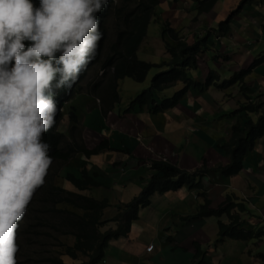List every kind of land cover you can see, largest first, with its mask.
Listing matches in <instances>:
<instances>
[{"label":"trees","instance_id":"obj_1","mask_svg":"<svg viewBox=\"0 0 264 264\" xmlns=\"http://www.w3.org/2000/svg\"><path fill=\"white\" fill-rule=\"evenodd\" d=\"M161 1L109 0L108 6L97 13L104 33L97 56L80 74L79 80L71 90H57L54 97L61 110L56 118L57 123L42 137L50 145L49 154L53 156V164L45 177L44 185L34 193L17 230V235L32 234L40 244H46L45 237H51L55 233L56 244L63 247V250L47 257L49 264H74L65 262L62 255L74 260L84 256L87 258V264L100 263L105 258L110 242L129 234L133 220L139 217L141 208L151 204V197L155 192L178 190L185 185L197 189L203 200L194 216L218 218V241L226 238L264 240V221L255 228L245 227L247 216L252 214L244 199L229 193L218 207H213L203 182V177L215 170L221 171L225 177L240 173L253 153L258 139L264 136V93L255 98L250 97V94L254 95L257 91L246 82V77L258 60L248 68L236 72L231 79L220 82V74L211 70L205 81H196L190 76L189 70L198 69V58L201 50L207 48L208 36L195 39L190 44L183 40L180 32L169 25V22L165 23L163 28V34H168L175 42L171 43L163 37L170 54L169 61L157 64L141 59L138 55L139 48L145 41L149 25L156 17ZM217 1L219 0H197L196 8L200 13L210 12ZM246 1L251 0H243ZM199 2L206 6H199ZM238 13H232L220 23L224 32H228L230 23ZM25 44L27 47V42ZM165 66L166 69L154 76L150 87L131 99L127 112L145 106L152 113L165 112L180 104L190 90L203 91L211 86L229 88L238 84L246 100L240 102L239 107L229 114L235 118L231 134L227 141L218 145L219 149L225 150L229 162L215 169H210L204 164L195 171H188L163 157L154 159L151 165L154 172L140 193L128 202L120 203L116 215L105 218V210L111 206L109 197L98 198L86 193L104 185L101 174L94 168H89L87 163L83 167L78 163L74 166V160H77L80 153L87 157L106 150L121 149L113 147L108 140H102L94 148H88L82 132H76L78 128L75 125L72 129L75 132H72L71 138L68 139V135L58 127L65 116L64 108L74 97L85 94L99 99L101 110L107 115L121 102V80L130 77L143 82L153 68ZM180 82L184 85L181 89L172 97L158 102L156 93L175 87ZM253 113L257 115L256 120L248 116ZM68 117L79 125L80 117L75 111L68 112ZM126 150L132 151L131 148ZM57 174L71 182L76 190L55 183L54 177ZM224 216L228 218V222L222 220ZM111 222H115L116 226L104 230L103 228ZM64 237L74 238L73 243L63 241Z\"/></svg>","mask_w":264,"mask_h":264},{"label":"crops","instance_id":"obj_2","mask_svg":"<svg viewBox=\"0 0 264 264\" xmlns=\"http://www.w3.org/2000/svg\"><path fill=\"white\" fill-rule=\"evenodd\" d=\"M163 13L170 15L168 10ZM262 24L259 42L264 45ZM160 36L148 43L147 34L139 48V57L152 62L150 55L158 51L168 60L162 38L169 35L163 34L162 30ZM254 55L250 60L258 62L246 82L257 92L264 93V53ZM210 69L205 70L200 65L197 70L201 78L198 80L204 81L206 74L215 70ZM222 80L221 77L220 82ZM224 89L211 86L203 91L190 90L180 104L165 112L152 113L144 107L123 114L122 108L116 107L104 116L100 106L95 108L86 127L89 135H84L83 139L86 146L94 148L102 140H110L117 148L132 149L131 154L106 150L86 157L80 153L74 160V166L89 163L90 168L101 174L104 185L95 190L105 188L96 196H107L111 201L105 215L113 217L120 203L128 202L140 193L154 172L150 162L161 156L188 171H195L204 164L215 169L229 162L225 150L219 149L218 145L227 141L231 134L235 118L229 114L239 107L240 98L233 96L229 97L232 100H223ZM156 99L161 102L162 93H156ZM203 182L213 207H218L227 194L234 193L245 200L252 214L247 216L245 227L248 221V227L261 224L264 221V136L258 139L240 173L225 177L215 170L204 176ZM151 200L149 206L140 209L129 234L110 242L105 258L98 264H264V252L256 249L261 243L255 246V240L230 238L218 241V218L194 216L203 201L197 189L185 185L178 190L155 192ZM222 220L228 222L225 216ZM150 244L155 245L151 251L147 249Z\"/></svg>","mask_w":264,"mask_h":264},{"label":"clouds","instance_id":"obj_3","mask_svg":"<svg viewBox=\"0 0 264 264\" xmlns=\"http://www.w3.org/2000/svg\"><path fill=\"white\" fill-rule=\"evenodd\" d=\"M108 4L0 0V264H17V230L53 164L42 137L61 110L54 97L71 90L97 56L104 37L97 13Z\"/></svg>","mask_w":264,"mask_h":264},{"label":"rangeland","instance_id":"obj_4","mask_svg":"<svg viewBox=\"0 0 264 264\" xmlns=\"http://www.w3.org/2000/svg\"><path fill=\"white\" fill-rule=\"evenodd\" d=\"M167 1L168 2H166V0H162V3L157 8L155 19L149 25V40H146L148 43L149 41L153 40V38H161L160 34L163 30L161 27L162 25L164 26L166 21H169L168 24L176 28L183 37V40L190 44H192L195 39H202L204 36H208L209 43L207 44V48H203V50H201L198 63L199 66L201 65L205 70L208 68L217 70L223 79L222 81H224V79H231L234 77L235 73L233 74L230 69L232 71L239 72L245 66L250 65L253 62L250 60L252 54H259L260 56L264 53V45H262V41L259 42L261 39V33L263 32L262 23L264 22L262 21H264V0H251L248 2H243V0H219L216 2L215 6L210 12L201 13L198 11L199 9L197 10L196 8L198 5L197 0ZM200 5L206 6V4L202 5L199 2V6ZM166 10L170 12V15L163 13ZM234 12L239 13L236 14L234 23H230L228 32H224V30L221 29L220 23L225 21L228 16L232 15ZM165 38H167L171 43H175L169 36H166ZM162 40L165 42L163 38ZM144 45L147 47L146 44ZM257 48L260 51H258ZM161 53L162 52L157 51L151 54L149 60L152 62H162L163 60H166L167 57ZM140 58L143 59V57ZM169 59L170 55L168 56V60ZM159 71L160 69L153 68L150 71L147 79L143 82L136 81L130 77L121 80L119 83L121 102L118 104V108H127L131 98H135L143 90L150 87L152 79ZM189 72L192 78L196 80L201 78V74L197 69L189 70ZM182 86V83H179L173 88H168L162 92V99L172 97L176 91L182 88ZM224 90L226 93L224 94L223 100H232L229 97L233 96H238L234 99L240 98L239 102L246 100L240 91L238 84H236L234 87L225 88ZM258 94L260 93L257 92L254 95L250 94V97L255 98ZM74 106L77 108L75 109ZM98 107L99 99H96L90 95L82 94L74 97L64 108L65 116L64 119H62L59 123V129L68 135L67 137L70 139V134L75 132L72 130L73 126L75 125L78 128L76 132H82L84 139V135L86 137L89 135L87 134L88 129L86 128L89 123V119H92L95 108ZM70 111H75L80 117L79 125H76L75 122L69 119L68 112ZM251 115L248 114V116ZM251 117L254 120L257 119V115L254 113ZM110 131L111 134H113L112 128ZM83 165L84 163L82 166ZM112 166L115 168V165ZM97 167L100 169L99 166ZM59 169H61V167H59ZM150 169L152 168L150 167ZM54 182L64 186L67 189L76 190L73 184L65 180L61 174H57V176L54 177ZM104 189L105 188L103 187L98 188L97 190L94 188L92 190H88L86 193L96 196L98 191H102L103 193ZM109 216L110 215H105V218H110ZM249 223L250 222L248 221L246 227H248ZM110 226L115 227V222L109 223L103 229L105 230ZM248 228L254 227L250 225ZM45 241L46 244H40L30 233H25L23 235L18 234L17 242L20 245V250L17 254V264H49V262H47V257L56 254L57 251L60 253V251L63 250V247H60L56 244L57 240L55 239V233L51 237H45ZM63 241L72 244L74 238L64 237ZM262 241L263 240L254 242L255 246H258V244L261 243L259 247L256 248L260 252H264V241ZM62 258L68 263L87 264V258L84 256H80V258L77 260H74L67 255H62Z\"/></svg>","mask_w":264,"mask_h":264},{"label":"built area","instance_id":"obj_5","mask_svg":"<svg viewBox=\"0 0 264 264\" xmlns=\"http://www.w3.org/2000/svg\"><path fill=\"white\" fill-rule=\"evenodd\" d=\"M154 244H150L148 247H147V249L149 250V251H151L153 248H154Z\"/></svg>","mask_w":264,"mask_h":264}]
</instances>
